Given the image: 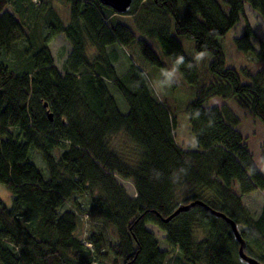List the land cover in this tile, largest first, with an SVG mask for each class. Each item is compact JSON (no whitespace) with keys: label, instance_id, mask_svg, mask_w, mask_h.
Returning a JSON list of instances; mask_svg holds the SVG:
<instances>
[{"label":"trees","instance_id":"16d2710c","mask_svg":"<svg viewBox=\"0 0 264 264\" xmlns=\"http://www.w3.org/2000/svg\"><path fill=\"white\" fill-rule=\"evenodd\" d=\"M53 1L0 0V184L11 194L10 206L0 198V264H166L169 250L147 224L166 232V243L186 264H249L238 254L231 225L214 212L236 224L245 254L264 263V204L253 217L242 202L244 195L264 191V171L231 110L208 102L239 97L264 126L263 69L239 73L226 66L219 42L244 16L245 4L264 23V0H133L123 13L100 0H61L64 14ZM10 2L13 11L7 10ZM60 33L73 48L64 74L49 47ZM149 39L198 93L183 110L191 137L186 145L175 134L179 109L157 94L144 69L143 63L166 65ZM21 41L29 63L18 71L1 51L9 53ZM189 41L210 55L201 65L204 73L187 51ZM233 43L264 61V40L247 21ZM114 47L132 48L141 62L130 58L120 76ZM206 75L211 81L200 86ZM108 83L126 101V113ZM123 132L138 151L136 163L110 145ZM34 151L47 176L32 161ZM118 177L132 181L136 196ZM185 185L190 194L178 201ZM81 195L89 196L87 210L77 200ZM197 200L203 204L165 220ZM70 201L91 223L112 228L117 242L109 247L95 227L83 240L78 212L64 209Z\"/></svg>","mask_w":264,"mask_h":264},{"label":"rangeland","instance_id":"374dc122","mask_svg":"<svg viewBox=\"0 0 264 264\" xmlns=\"http://www.w3.org/2000/svg\"><path fill=\"white\" fill-rule=\"evenodd\" d=\"M29 1V0H27ZM37 2V1H36ZM56 9L60 10L63 14L66 11V5L61 0H54ZM31 7V5H29ZM15 4L10 2L7 7L8 11H13ZM33 11V10H32ZM34 14V11H33ZM67 17V16H65ZM129 22L134 21L132 16L126 17ZM43 21V19H40ZM245 21H247L252 27L255 34L264 40V23L260 15L255 12L248 4H245L244 16H242L235 24V26L230 29L227 34L219 38L220 45L222 47L223 53L225 55V65L232 66L238 70L245 68L247 72H256L258 69H263L264 71V61H256L252 54L245 55L239 51L234 43L233 38L239 36L242 32ZM43 32L46 34V28L43 29ZM182 39L185 40V37L182 36ZM150 43L153 45L154 49L161 58H164L165 66L163 68H156L151 65H146L143 63L144 69L148 74V78L153 86L154 90L158 95L163 97L168 103H170L179 109L178 112V123L179 126L175 130V134L178 137V143L180 145H186L191 141L188 130H186L187 120L185 113L183 112L184 106L188 101L195 95L194 89L186 83L179 69L172 63V61L164 55L159 43L156 40L149 39ZM191 44V51L187 49L191 56L197 62L198 68L201 73H204L205 70L201 69V65H204V61L207 60V63L210 59V55L207 53H198L193 48L192 41H189ZM253 44L255 48H258L257 41L253 39ZM25 42L21 41L16 49H12L9 53L1 51L2 60L7 63L10 67L21 71L28 67L29 59L24 54ZM50 50L53 54L55 64L59 70L64 74L65 73V62L70 56L73 48L69 41L67 40L64 33H60L52 40L49 44ZM113 47H110L109 50H112ZM119 54L116 67L120 76H123L130 68L131 59L134 61L141 62V59L138 58V55L132 48H118L114 47ZM126 50V51H125ZM203 60V61H202ZM201 62V64H200ZM205 63V67L207 65ZM203 68V67H202ZM244 79V78H243ZM204 80V81H203ZM207 81H211V78L206 75L202 76V86ZM110 90L113 92L116 101L122 112L126 113L128 111V105L120 92L116 90L111 83H108ZM245 99V98H244ZM208 102L213 106H227L233 115L238 119L237 129L240 131L244 137V141L249 151L252 153L256 166L264 171V167L261 163V157L264 154V126L250 113L248 107L246 106L243 99L239 97L231 96L229 99H222L221 97L208 98ZM110 145L128 161H133L136 163L138 158V151L136 147L131 142L129 136L124 132L111 138ZM32 161L37 165V167L43 170L45 176H47V169L45 162L43 161L41 155L34 151ZM120 183H122L130 196H136L135 187L130 180H124L118 177ZM188 186L182 187L180 191L176 194V199L178 201L183 200L187 195H189ZM0 198L8 205H11V194L7 188L0 184ZM77 200L80 202V207L83 210H87L90 206V199L88 195H81L77 197ZM242 202L245 207L248 209L250 214L253 217H257L261 211V208L264 204V191L256 190L252 193L246 194L242 197ZM70 208L79 214L80 226L78 229V235L84 240L91 234V228L95 227L97 230L104 232L107 238V245H111L117 242V237L112 228H110L106 223L102 221H96L91 223L90 217L87 213L80 212L76 204L72 201L68 202L64 209ZM147 228L154 232L157 239L160 242V247L164 250H169V257L166 264H186L182 260L181 253L178 249H170L168 244L165 241L166 232L160 229L157 225L147 224ZM100 264V263H98ZM102 264H113L110 260H104Z\"/></svg>","mask_w":264,"mask_h":264},{"label":"water","instance_id":"95a60500","mask_svg":"<svg viewBox=\"0 0 264 264\" xmlns=\"http://www.w3.org/2000/svg\"><path fill=\"white\" fill-rule=\"evenodd\" d=\"M100 1L102 4L109 6L113 8L115 11L120 12V13L126 12L133 2V0H100ZM45 106H47V103H45ZM49 117L51 119L53 118V114L51 112L49 113ZM195 204H203V203L197 200V201L190 202L186 205H181L175 210V212L172 215H170L165 220L169 221L174 216L178 215L180 212L188 210L190 207H192ZM214 213L218 216L223 217L231 225L232 231L239 243L238 254L240 258L249 264H264L245 254L244 252L245 243L238 232L236 224L232 220L228 219L224 214L219 213V212H214Z\"/></svg>","mask_w":264,"mask_h":264},{"label":"clouds","instance_id":"9594fccd","mask_svg":"<svg viewBox=\"0 0 264 264\" xmlns=\"http://www.w3.org/2000/svg\"><path fill=\"white\" fill-rule=\"evenodd\" d=\"M182 59H183V58L181 57V58L179 59V61H178V62H182Z\"/></svg>","mask_w":264,"mask_h":264},{"label":"built area","instance_id":"2783aa9c","mask_svg":"<svg viewBox=\"0 0 264 264\" xmlns=\"http://www.w3.org/2000/svg\"><path fill=\"white\" fill-rule=\"evenodd\" d=\"M34 1H38V0H34ZM88 245H90V244H88Z\"/></svg>","mask_w":264,"mask_h":264}]
</instances>
